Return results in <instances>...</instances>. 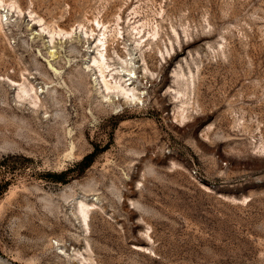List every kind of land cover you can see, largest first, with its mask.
<instances>
[{"label": "rangeland", "instance_id": "1", "mask_svg": "<svg viewBox=\"0 0 264 264\" xmlns=\"http://www.w3.org/2000/svg\"><path fill=\"white\" fill-rule=\"evenodd\" d=\"M0 264H264V0H0Z\"/></svg>", "mask_w": 264, "mask_h": 264}, {"label": "bare ground", "instance_id": "2", "mask_svg": "<svg viewBox=\"0 0 264 264\" xmlns=\"http://www.w3.org/2000/svg\"><path fill=\"white\" fill-rule=\"evenodd\" d=\"M69 34L70 33H66L65 35H69ZM104 35L105 34L102 35L103 38L98 40V44H97V48H96V49H98L99 47H101L102 50H98L99 56L94 57L92 62H93V66L96 67L100 73V77H101L102 82L104 84L105 91H107L108 93L116 94V96L121 95L124 100H130L132 98L134 101L135 100L140 101L141 93H135V89L128 88L125 85L126 81L122 82L121 79L118 81L117 79H114V78L111 81L106 79L104 74H106L105 71L108 70L109 66L107 65V61H106V57H105V54H106L105 53L106 52V45H105L106 44V37ZM53 37L51 35V38L49 39L50 42H52L51 39ZM130 85L131 84H129V86ZM30 88L28 90H27V88L24 89V92L27 93L30 90ZM31 90H33V88ZM31 90H30V92H31ZM34 99H35L36 103L39 100L37 96H34ZM90 207L91 206H88L84 203H80V213L82 214V216L84 218V222H86Z\"/></svg>", "mask_w": 264, "mask_h": 264}, {"label": "trees", "instance_id": "3", "mask_svg": "<svg viewBox=\"0 0 264 264\" xmlns=\"http://www.w3.org/2000/svg\"><path fill=\"white\" fill-rule=\"evenodd\" d=\"M92 157H93V154L84 157V158L81 160V162H80L79 164H77V166H78L79 168H84V167L88 166V164H89V163L91 162V160H92ZM51 178H52L53 180H58L60 177H59V176H51Z\"/></svg>", "mask_w": 264, "mask_h": 264}, {"label": "built area", "instance_id": "4", "mask_svg": "<svg viewBox=\"0 0 264 264\" xmlns=\"http://www.w3.org/2000/svg\"><path fill=\"white\" fill-rule=\"evenodd\" d=\"M193 174H195V173L193 172Z\"/></svg>", "mask_w": 264, "mask_h": 264}]
</instances>
